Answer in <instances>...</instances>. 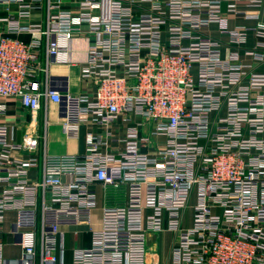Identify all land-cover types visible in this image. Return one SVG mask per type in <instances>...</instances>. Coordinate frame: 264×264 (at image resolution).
Wrapping results in <instances>:
<instances>
[{"label": "built area", "instance_id": "built-area-1", "mask_svg": "<svg viewBox=\"0 0 264 264\" xmlns=\"http://www.w3.org/2000/svg\"><path fill=\"white\" fill-rule=\"evenodd\" d=\"M43 4L0 0V234L15 213L8 234L21 248L7 257L0 237V264H264V21L248 11L264 0H81L75 11L49 0L31 23ZM226 13L257 25L230 27ZM84 33L86 89L73 94L51 67L71 65ZM8 98L31 124L2 120ZM51 103L67 138L92 127L83 154L47 151ZM95 183L127 189L98 225ZM65 228L91 237L69 261ZM162 232L174 235L166 263L148 257Z\"/></svg>", "mask_w": 264, "mask_h": 264}, {"label": "crops", "instance_id": "crops-1", "mask_svg": "<svg viewBox=\"0 0 264 264\" xmlns=\"http://www.w3.org/2000/svg\"><path fill=\"white\" fill-rule=\"evenodd\" d=\"M44 0L43 8L35 10L32 15L31 23H39L44 21L47 13V2ZM59 1L61 8H67L71 10H77L79 2L81 0H51ZM15 6L11 7L12 13H15ZM240 8L244 9L245 6L240 4ZM251 13H260L261 21H264V5L260 9L250 8L248 9ZM8 11L5 8L0 10V16H6ZM228 23L230 27L235 26H246L255 27L257 21L254 19H246L241 15H235L233 13H226ZM209 33L216 38H219L224 42L223 48H225V42L228 41L227 35H221L218 32L217 25H212L209 29ZM18 37L23 41H30L31 35L27 33H21ZM92 37L87 33L79 34L72 40V51H71V65H56L53 64L51 72L57 83H61L62 80H68L69 90L71 93L76 94L86 89V86L80 79V64L86 59V51L90 44ZM256 36L254 32L248 34L247 46H254L256 43ZM264 40V39H263ZM7 103V112L3 117V121L9 123H17L20 125H29L32 123V118L29 112L21 105L16 99H1ZM43 111H40L35 121L38 127H42ZM49 119L51 121L48 127L47 137V151L53 154L62 153H76L83 154L85 150V135L87 131L92 129L90 125L83 124L80 128V136L77 139H69L66 137L62 125L60 123L59 104L51 103L49 107ZM129 123L120 118L114 125L115 135L117 137L124 136L126 128ZM22 127V126H21ZM24 128L15 129L14 138L20 140L22 138V132ZM158 141L163 142V137H158ZM123 145V144H122ZM43 145L40 143V150ZM97 192L98 205L94 212V223L98 225L101 209L104 206H121L126 203L127 200V189L124 186L120 187H108L103 188L100 184H93L92 186ZM15 220V213L8 212L6 215V221L4 223V232L0 234V237L5 241V254L7 257H19L21 255V248L14 245L11 237L9 236V229ZM66 257L71 260L72 250L77 247H89L91 244L90 233L86 231L75 232V228L66 229ZM174 242V235L170 232H162L160 234H150L149 236V254L148 257L151 260H156L159 263H166L170 260V250Z\"/></svg>", "mask_w": 264, "mask_h": 264}]
</instances>
